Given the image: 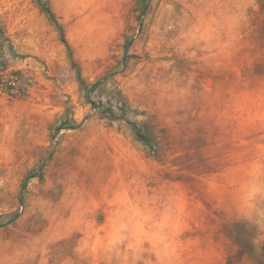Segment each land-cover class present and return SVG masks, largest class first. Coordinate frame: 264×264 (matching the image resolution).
Instances as JSON below:
<instances>
[{"label": "rangeland", "instance_id": "obj_1", "mask_svg": "<svg viewBox=\"0 0 264 264\" xmlns=\"http://www.w3.org/2000/svg\"><path fill=\"white\" fill-rule=\"evenodd\" d=\"M44 1L75 66L0 0V264H264V0Z\"/></svg>", "mask_w": 264, "mask_h": 264}, {"label": "trees", "instance_id": "obj_2", "mask_svg": "<svg viewBox=\"0 0 264 264\" xmlns=\"http://www.w3.org/2000/svg\"><path fill=\"white\" fill-rule=\"evenodd\" d=\"M36 2L38 3V5L40 6V8L42 9V11L47 15V17L50 19V21L55 25V27L57 28V30L59 31L60 35H61V41L62 43L66 46L70 59L73 63V65L75 66L74 60H73V55H72V49L69 46L66 38H65V33L63 30L62 25L59 23L55 13L53 12V10L51 9L50 4L47 1L44 0H36Z\"/></svg>", "mask_w": 264, "mask_h": 264}, {"label": "built area", "instance_id": "obj_3", "mask_svg": "<svg viewBox=\"0 0 264 264\" xmlns=\"http://www.w3.org/2000/svg\"><path fill=\"white\" fill-rule=\"evenodd\" d=\"M30 83H32L31 87L33 86V80L30 79ZM9 86L12 88V90H15V91H23L25 90V88H28V89H31L30 88V85H23V82L18 78V77H15L13 79H11V81L8 82Z\"/></svg>", "mask_w": 264, "mask_h": 264}, {"label": "water", "instance_id": "obj_4", "mask_svg": "<svg viewBox=\"0 0 264 264\" xmlns=\"http://www.w3.org/2000/svg\"><path fill=\"white\" fill-rule=\"evenodd\" d=\"M91 91H92V88L90 90H88V92H87L86 99H87L88 102H90V93H91Z\"/></svg>", "mask_w": 264, "mask_h": 264}]
</instances>
